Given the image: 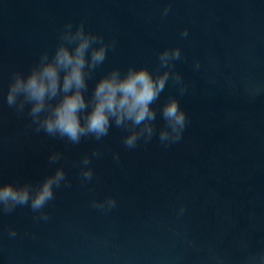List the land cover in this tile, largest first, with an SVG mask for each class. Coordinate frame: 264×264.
<instances>
[{"label":"water","instance_id":"water-1","mask_svg":"<svg viewBox=\"0 0 264 264\" xmlns=\"http://www.w3.org/2000/svg\"><path fill=\"white\" fill-rule=\"evenodd\" d=\"M82 19L117 41L103 70L155 69L161 50L180 46L175 71L188 91L180 96L169 82L160 102L178 96L189 124L167 148L154 137L129 150L115 127L103 143L71 145L26 129L27 119L2 105L3 179H42L56 167L48 154L61 151L71 186L56 190L46 223L28 208L0 217V264H213L209 248L226 264H243L248 253L264 251V0H0V87L6 91L10 71L26 70L52 48L65 22ZM253 85L262 89L254 97ZM94 148L103 155L93 159V181L82 185L78 162ZM108 196L114 209L91 206Z\"/></svg>","mask_w":264,"mask_h":264},{"label":"clouds","instance_id":"clouds-1","mask_svg":"<svg viewBox=\"0 0 264 264\" xmlns=\"http://www.w3.org/2000/svg\"><path fill=\"white\" fill-rule=\"evenodd\" d=\"M170 12L168 4L161 10V17L166 18ZM188 36L189 30L184 28L180 37ZM116 44L115 39H106L88 28L86 20L65 22L52 48L41 50L26 70L9 72L6 91L0 87V130L4 125L2 105H6L18 118L27 119L26 129L66 144L79 145L89 139L103 143L113 127L124 134L122 143L129 150L150 143L154 137L165 148L179 144L189 116L178 96L169 95L163 102L160 98L169 82L180 96L188 91L182 75L175 71L176 61L183 57L180 46L161 50L155 69L133 63L126 68L114 66L103 70L108 53L115 51ZM200 67V61L195 60L193 69L199 71ZM90 81H94L91 89ZM261 91L253 85L248 94L254 97ZM158 115L163 121L159 127ZM102 155L94 148L90 154L81 156L78 167L82 185L93 181V159ZM112 158L119 163L120 153L114 152ZM47 161L49 166L56 165L54 171L36 181L4 180L0 173V217L11 215L18 208H28L37 223L51 219L47 209L55 200L56 190L70 187L71 182L62 163L67 161L63 152L51 151ZM91 206L101 211L111 210L117 207V200L108 196L102 201H91ZM184 213L185 207L181 205L177 215ZM17 235L15 228H8L9 238ZM188 243L196 247L194 241ZM208 256L213 264H226V258L212 248L208 249ZM243 264H264V251L248 253Z\"/></svg>","mask_w":264,"mask_h":264}]
</instances>
